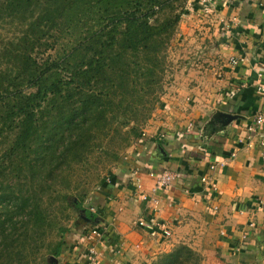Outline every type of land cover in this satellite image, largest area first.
I'll use <instances>...</instances> for the list:
<instances>
[{
	"label": "rangeland",
	"instance_id": "1",
	"mask_svg": "<svg viewBox=\"0 0 264 264\" xmlns=\"http://www.w3.org/2000/svg\"><path fill=\"white\" fill-rule=\"evenodd\" d=\"M197 1L200 0H162L155 4L158 11L153 12L147 0H0V202H7L0 206V220L4 219L10 228L23 229L25 237L13 242L19 243L17 250L29 254L36 248L53 246L58 240H62V247L67 240H76V261L83 264L85 253L93 246L84 237V230L103 226L105 236L95 237L94 243L100 249L107 244L113 251L108 256L102 249L105 257L100 264L107 259L112 264L119 262L124 248L118 249L111 240L107 225L99 218L85 227L84 220L92 212L91 207L99 212L92 204L108 185V179L123 163L141 156L139 145L148 140L146 132L157 120L158 110L171 105L180 76L196 68L192 64L193 44L199 40L194 34L183 32L182 21L200 18L201 14L208 16L217 11L222 0H210L214 6L209 12ZM230 1L239 4L241 0ZM132 7L138 19L157 29L166 42L159 48L156 65L152 62L146 70L138 64L132 66L133 82L119 93L116 88H105L108 77L100 79V62L82 72V61L91 54L93 41L105 39L111 18L117 14L122 17L120 21H125ZM173 7L180 16L168 32L165 25L177 15L172 12ZM201 19L194 25L209 23L207 18ZM88 30L95 32L92 39L85 37ZM27 57L32 67L23 62ZM121 60L116 63L121 64ZM240 60L230 57L233 64ZM57 85L62 89H55ZM103 90L110 91L108 97L102 95ZM84 103L88 106L87 120L81 130L73 131L64 120L81 116L80 106ZM31 107L35 109L30 120H22L19 113ZM30 144L40 148H31ZM223 160L227 164V159ZM33 163L39 166L34 167ZM165 169L178 175L177 170L163 168L155 180ZM213 178L201 176L200 180L201 187L210 188L206 200L217 210L213 192L218 186ZM153 184L141 199L150 195L151 199L144 201L155 204L153 212L159 218L139 212L131 224L145 230L153 242L159 237L169 241L173 227L162 218L164 208L158 205L161 199L157 197L167 189L151 193ZM140 216L151 220L152 227L136 225L134 221ZM182 244L194 253L193 258L200 256V247L179 242L137 264H148ZM56 258L49 257L53 264Z\"/></svg>",
	"mask_w": 264,
	"mask_h": 264
},
{
	"label": "crops",
	"instance_id": "2",
	"mask_svg": "<svg viewBox=\"0 0 264 264\" xmlns=\"http://www.w3.org/2000/svg\"><path fill=\"white\" fill-rule=\"evenodd\" d=\"M207 15L182 21L183 32L199 40L193 44L195 52L190 48L196 68L180 76L171 105L158 110L146 132L148 140L139 145L141 156L123 163L108 179L92 204L99 212L91 207L84 220L85 227L99 218L107 225L111 240L124 248L117 264H137L179 242L200 247V264H264L263 146L246 150L236 142L261 106L255 87L258 74H264V0H222ZM201 18L209 23L194 25ZM234 56L241 59L237 64L230 61ZM223 159L225 167L210 168ZM163 168L178 172L171 187L157 195L173 235L153 242L131 220L139 212L159 218L155 204L141 196ZM201 176L217 183V210L206 200L211 190L201 187ZM75 243L67 240L55 264L78 263ZM100 247L112 255L107 244ZM102 264L112 263L107 259Z\"/></svg>",
	"mask_w": 264,
	"mask_h": 264
},
{
	"label": "trees",
	"instance_id": "3",
	"mask_svg": "<svg viewBox=\"0 0 264 264\" xmlns=\"http://www.w3.org/2000/svg\"><path fill=\"white\" fill-rule=\"evenodd\" d=\"M80 1L83 0H73V2ZM161 1L147 0L151 4L150 9L153 12L158 11L159 8L155 4ZM172 12L177 14L175 7L172 8ZM179 16L180 13L170 23L165 25L167 26L168 32L178 21ZM121 18L117 14L111 18V26L105 33V39L102 40L100 38V41H93L91 49L89 50L91 54L82 61L85 68L81 70L82 72H88L100 62V79L105 76L108 77V83L105 84V88H116V90L120 91L119 93L123 92L125 87L133 82L131 79L133 74L132 66L138 64L143 70H146L152 62L156 65L159 61V48L166 42V39L161 38L157 29L148 25L147 22L143 23L138 19L136 9L133 7L129 8L125 21H120L122 20ZM63 25L65 26V24ZM94 34V31L88 30L85 37L92 39ZM100 35L103 36L104 34L100 32ZM68 59L69 57L65 60ZM117 59H122L121 64L116 63ZM23 62H26L30 67L33 66V63L28 57ZM45 89L47 91L49 90V88ZM55 89L61 90L62 88L57 85ZM104 90L102 91V95L108 97L110 91L105 92ZM80 108L81 116L78 118L72 116L64 120V123L69 124L73 131L81 130L87 120L86 109H88V106L84 103ZM34 109L35 107L23 109L19 113V117L25 121L30 120ZM60 119L62 120L63 118L61 117ZM32 130H35V126L32 127ZM30 145L31 148L35 147L32 144ZM35 148L39 149L40 146H36ZM37 161L39 163V160ZM32 166L37 167L39 164L33 163ZM5 203L7 202L2 200L0 206L5 205ZM16 221V218H14V224ZM0 224L8 226L7 228L6 226H0V264H53L49 257L58 256L62 251V240H58L53 246L36 248L29 254H26L24 250L19 251L17 250L19 243L17 242L18 245H16L13 242L22 240L25 237V234L23 235V229L18 228V226L10 228L4 219L0 220ZM193 255L194 253L189 250V247L182 244V246H179L171 252L158 255L148 264H199L200 256L193 258Z\"/></svg>",
	"mask_w": 264,
	"mask_h": 264
},
{
	"label": "built area",
	"instance_id": "4",
	"mask_svg": "<svg viewBox=\"0 0 264 264\" xmlns=\"http://www.w3.org/2000/svg\"><path fill=\"white\" fill-rule=\"evenodd\" d=\"M197 5L200 6L202 9L206 10L207 12L212 10V7L214 6V2L210 0H200L197 1ZM262 73H259L258 76L260 78L259 82L257 83L255 87V91L258 95V97L261 100V106L260 109L257 111L256 115L253 118V122L248 125L246 129V133L238 136L237 142L241 146H243L246 149H251L255 147L256 144H261L263 146L262 150V155L264 157V132L260 131V127L264 126V80L263 79ZM244 82L240 83V87L243 88ZM233 156V153L231 154ZM226 165V160H221L220 162H217L215 164L210 165L212 168H215L216 166H225ZM176 173L173 171L169 170H163L156 178L153 186L151 187V193H156L162 190H166L169 188L171 181L175 178ZM263 178H264V173H263ZM144 200H150V195L145 194L143 196ZM263 201L260 199L256 203H254L255 206L258 207L260 203ZM213 208L216 209L217 205H213ZM136 225H142V226H148L152 227V221L151 220H146L142 218L141 216L138 217L135 221ZM250 226H254L253 221H249ZM105 227L97 228L93 227L88 230H84V237L86 240L92 244L93 246L89 247V250L85 253L83 260V264H100L103 258L105 257L104 252L102 249H100L96 244L94 243V238L99 237L100 239L105 236ZM224 231V230H223ZM222 231V233H224ZM247 233L243 234V237L247 238L249 235V230H246ZM169 231L167 230V233ZM107 239V238H106ZM78 249V247H77ZM78 252L83 254L81 250H78Z\"/></svg>",
	"mask_w": 264,
	"mask_h": 264
}]
</instances>
